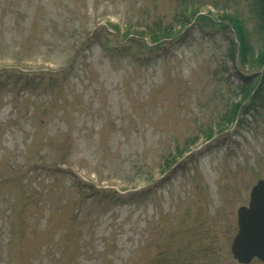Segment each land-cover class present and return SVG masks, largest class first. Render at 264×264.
I'll return each mask as SVG.
<instances>
[{
  "label": "rangeland",
  "instance_id": "374dc122",
  "mask_svg": "<svg viewBox=\"0 0 264 264\" xmlns=\"http://www.w3.org/2000/svg\"><path fill=\"white\" fill-rule=\"evenodd\" d=\"M224 15L264 47L255 0H0V264H240L264 88L221 124L257 69Z\"/></svg>",
  "mask_w": 264,
  "mask_h": 264
},
{
  "label": "trees",
  "instance_id": "16d2710c",
  "mask_svg": "<svg viewBox=\"0 0 264 264\" xmlns=\"http://www.w3.org/2000/svg\"><path fill=\"white\" fill-rule=\"evenodd\" d=\"M257 5V14L260 19V29L264 32V0H255ZM224 20L231 25L232 30L235 35V42L237 44V53L239 56V63L242 65H247L250 68H257L251 75L250 80L252 81L249 85L240 88V94L243 96L240 100L233 103L229 109L223 113L221 124H232L235 121V124L242 120L240 114L245 109L243 102L246 98L254 99L257 94L264 88V47L256 54L252 52L251 44L249 41L248 32L242 23V21L233 15H224L222 16ZM165 33V34H161ZM171 35L170 29H167L165 32L154 31L152 34L151 40L154 43L161 41L162 39L169 38ZM235 51H233L232 60H236ZM246 83V84H247ZM209 138L212 136L210 129L208 132H203Z\"/></svg>",
  "mask_w": 264,
  "mask_h": 264
},
{
  "label": "water",
  "instance_id": "95a60500",
  "mask_svg": "<svg viewBox=\"0 0 264 264\" xmlns=\"http://www.w3.org/2000/svg\"><path fill=\"white\" fill-rule=\"evenodd\" d=\"M238 229L231 242V253L247 264L257 257L264 264V179L251 187L248 205L237 209Z\"/></svg>",
  "mask_w": 264,
  "mask_h": 264
}]
</instances>
